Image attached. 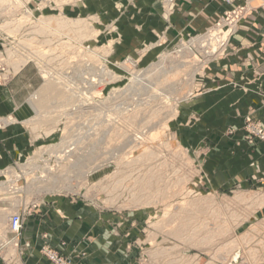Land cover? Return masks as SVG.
Segmentation results:
<instances>
[{
    "label": "rangeland",
    "instance_id": "374dc122",
    "mask_svg": "<svg viewBox=\"0 0 264 264\" xmlns=\"http://www.w3.org/2000/svg\"><path fill=\"white\" fill-rule=\"evenodd\" d=\"M17 1L0 2V93L10 89L21 118L0 117L10 134L0 140V260L26 264L23 234L36 228L38 254L76 264L66 254L75 238L47 231L68 224L97 230L92 241L76 237L86 245L108 231L129 264H264V167L254 157L264 154V121L244 104L264 96V76L249 79L261 67L256 45L236 39L264 0H221L225 11L203 32L171 40L167 27L149 41L135 20L128 30L119 15L88 11L87 0ZM178 1L159 0L166 20ZM43 19L67 24L46 31ZM215 29L223 41L208 57L192 43ZM55 145L70 152L61 164ZM49 168L46 185L39 177ZM13 216L23 219L20 235Z\"/></svg>",
    "mask_w": 264,
    "mask_h": 264
},
{
    "label": "crops",
    "instance_id": "0c3cea01",
    "mask_svg": "<svg viewBox=\"0 0 264 264\" xmlns=\"http://www.w3.org/2000/svg\"><path fill=\"white\" fill-rule=\"evenodd\" d=\"M86 5L88 6V11L92 13H104L108 18L109 16L115 17L119 15L121 23L123 26H127L128 30L131 29V25L126 24L135 20L142 30L139 39H147V41H149L148 39H150L151 36L156 39L160 37L163 30L167 27L169 29V39L171 40L177 38L178 34L183 31L203 32L206 28L210 27L214 20L226 9V6L222 4L221 0H179L175 8V13L168 21L162 16V6L159 0H87ZM236 39L240 46H246L248 48L256 45V49L251 50V54L255 56L257 65L261 67L255 70L252 73V76H254L249 79H257L260 76H264V11L252 12L240 25ZM259 53L262 56L261 58H258ZM262 87L264 92V82ZM254 89H256V86H253V90ZM241 98V92L236 91V94L231 96L229 101L235 103L239 102ZM227 101V96H223L214 100V103H220L219 107H224L225 105L228 106ZM261 101L263 104L258 106ZM246 103L247 105L253 104V106L258 109L256 110V118L264 121V96L250 95L244 104ZM18 107V100L13 96L10 89H3L2 93H0V117L15 116V119L21 120V118L18 117ZM17 132L18 131L15 130L12 135H19ZM7 134L10 136L9 133H0V140L8 138ZM254 157L256 161L259 162L261 168H263L264 154L262 156L254 154ZM37 225L36 223V226ZM79 227V225H74L73 228L70 227V229L67 224L64 225L63 229H48L47 231L52 234L51 236L54 237H52L54 241L58 240L57 237H63L66 240L75 238L74 240L77 242L74 243V241L71 240L72 242L68 245L66 254L71 253L72 259L76 264H105L106 260L107 264H129L128 261H125V259L120 256L121 252H124L121 250L123 246L116 241L108 244V241L105 240L106 236L110 234L106 231L107 229H105L106 232L103 230V232H105L104 235L100 234L98 239L100 243L96 242L97 245H86V242L82 244L77 238L88 236L92 241L93 237L95 238L98 236L97 230L88 228L81 230V227ZM33 229L24 231V243H30V252L23 255V259L26 260V264H51L38 254L39 249L32 236L33 233H35L32 232ZM36 231L38 232L39 230L36 229ZM33 249L36 256L32 255ZM83 250L88 254V258L84 260L79 257L80 252ZM112 252L115 254H112ZM0 264H4L2 260H0Z\"/></svg>",
    "mask_w": 264,
    "mask_h": 264
},
{
    "label": "bare ground",
    "instance_id": "6f19581e",
    "mask_svg": "<svg viewBox=\"0 0 264 264\" xmlns=\"http://www.w3.org/2000/svg\"><path fill=\"white\" fill-rule=\"evenodd\" d=\"M4 0H0V2H1V4L2 3H4L3 2ZM6 1V0H5ZM11 1V0H10ZM13 1H15V0H13ZM14 3V2H13ZM17 3H19V6H20V1L18 0L17 1ZM15 4V3H14ZM13 4V5H14ZM7 6V5H6ZM17 6V5H16ZM12 8H14V7H12ZM15 11V10H14ZM24 15V14H23ZM60 20V19H59ZM58 19H43L42 21H40V28L41 29H44V28H46V31L48 30V29H50V30H52V29H56V30H61V28H65L66 27V22H64V21H59ZM62 20V19H61ZM81 20V19H80ZM72 22V21H71ZM81 23V22H80ZM42 24H43V26H42ZM87 23L85 22V25H86ZM35 26V25H34ZM223 40H222V38H220V36H219V30H213L212 32H211V34L210 35H208V36H205V37H200V38H198V39H196L195 41H193V43L192 44H194V45H196L198 48H205L206 49V47L207 48H209V50L207 51V55H208V57H211V55L212 54H214V52L216 51V48H215V46H216V44H218V43H221ZM209 46H211V47H213V50L211 49L210 50V47ZM214 49H215V51H214ZM185 51H189V52H191V53H193V55L195 54V52L193 51V49H191V48H185L184 49ZM216 53V52H215ZM188 54V53H187ZM185 55H186V53H185ZM190 55V54H189ZM188 57V56H187ZM29 60H31V58H29L28 60H23L22 61V65H25V64H27V62L29 61ZM22 65H21V67H22ZM20 65H18V67H16L17 68V70H19L20 68ZM18 72V71H17ZM46 91H47V93L48 92H50V91H52V86H48L46 89H45V93H46ZM44 96H47V94L46 95H44ZM50 96H51V94H50ZM41 100V99H40ZM45 102V101H44ZM46 103V102H45ZM44 103V104H45ZM50 103V102H49ZM42 104H43V102H42ZM37 105V104H36ZM38 107V106H37ZM40 108H43V107H41V106H39ZM38 111L40 112V109L38 108ZM57 147H58V145H55V146H52V147H50V148H48V150H50L49 151V153L50 154H54V155H58V152L56 151V150H58L57 149ZM44 150V149H43ZM70 153V152H69ZM69 153H61V152H59V154H60V156L59 157H57V160H59V162H60V164H61V162L63 163L64 161H66V160H68L67 158H65V154H69ZM78 154V153H77ZM65 155V156H64ZM76 155V154H75ZM58 162V163H59ZM62 167V166H61ZM36 168V167H35ZM48 173H47V175H44V176H41V177H39L40 179H42L41 181H42V183H46V185L47 184H50L49 182H51V180L52 179H50V177L53 175V174H55L56 175V173H52V170L49 168L48 170H46ZM55 178V177H54ZM36 179H38V178H36ZM41 183V184H42ZM40 184V185H41ZM55 184V183H54ZM33 186V185H32ZM42 186V185H41ZM34 187H35V184H34ZM43 187V186H42ZM48 188H53V186H50V187H48ZM42 189H44V188H42ZM49 190V189H48ZM56 190V189H55ZM49 192V191H48ZM51 192V191H50ZM55 193V192H54ZM4 217L6 218V214L5 213H3V212H0V230H1V227L3 226L2 225V223H3V220H4ZM7 236V235H6ZM8 240V239H7ZM4 245V242L3 243H1L0 244V247H2ZM10 247H11V245H10ZM161 253V252H160ZM236 254V253H235ZM12 255V254H11ZM14 256V255H13ZM10 257V256H9ZM14 258V257H13ZM238 259V257H237V255L235 256H233L232 257V260H231V262H236V260Z\"/></svg>",
    "mask_w": 264,
    "mask_h": 264
},
{
    "label": "built area",
    "instance_id": "2783aa9c",
    "mask_svg": "<svg viewBox=\"0 0 264 264\" xmlns=\"http://www.w3.org/2000/svg\"><path fill=\"white\" fill-rule=\"evenodd\" d=\"M23 219L20 216H13L10 220V230L13 234L20 235L23 230ZM49 258L55 259L53 256L48 255ZM59 264V263H58Z\"/></svg>",
    "mask_w": 264,
    "mask_h": 264
}]
</instances>
